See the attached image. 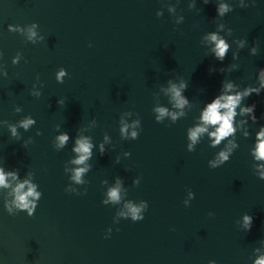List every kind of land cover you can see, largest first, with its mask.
<instances>
[{
  "label": "water",
  "instance_id": "1",
  "mask_svg": "<svg viewBox=\"0 0 264 264\" xmlns=\"http://www.w3.org/2000/svg\"><path fill=\"white\" fill-rule=\"evenodd\" d=\"M162 2L168 0H0V64L9 73L0 79V120L16 122L28 114L37 120L30 132L21 129L25 139H34L27 149L0 129V162L21 175L33 171L43 192L33 217L8 215L3 208L7 193L0 192V264H208L211 259L252 264L253 249L264 239V181L253 174L250 156L254 132L252 139L239 138L240 147L228 163L210 169L208 161L219 149L209 148L205 140L194 153L187 152L186 130L226 76L247 85L264 68V0L224 18L233 29L230 39L244 37L249 47L259 40L261 46L257 56L241 50L240 68L231 74L209 73L212 66L233 63L231 51L223 64L204 55L201 37L216 27L214 0L208 5L197 0L200 13L181 0L177 11L185 21L179 26L166 9L162 18L156 17ZM31 23L39 24L44 42L26 43L8 31L10 24ZM17 52L27 62L14 66ZM61 67L69 73L63 84L55 79ZM37 75L44 85L39 99L30 95ZM171 77L188 80L185 95L194 105L176 124H159L152 108L170 107L160 88ZM61 98L66 99L63 107L57 104ZM253 102L259 118L264 94H254L245 104ZM16 105L24 111L15 114ZM125 111L139 113L143 130L138 140L120 139L118 121ZM92 118L97 126L90 125ZM57 124L73 137L82 126L96 142L106 132L112 137L115 151L102 157L95 153L85 178L89 183L80 189L86 195L65 191L64 166L73 167L68 161L74 154L71 144L61 152L53 149ZM37 129L43 135L36 136ZM123 151H130L131 158L116 164ZM116 176L125 181L126 199L148 201L144 221L113 223L116 208L102 200ZM137 177L142 180L135 187ZM105 179L108 184L101 183ZM189 189L196 198L185 208ZM244 213L254 217L248 233L236 224ZM109 227L113 232L105 239Z\"/></svg>",
  "mask_w": 264,
  "mask_h": 264
},
{
  "label": "clouds",
  "instance_id": "2",
  "mask_svg": "<svg viewBox=\"0 0 264 264\" xmlns=\"http://www.w3.org/2000/svg\"><path fill=\"white\" fill-rule=\"evenodd\" d=\"M204 5H208L213 0H201ZM216 4V17L213 18V23L216 25L214 31L205 32L201 41L206 48L205 56H212L220 64H223L231 51L232 61L227 67L217 69L212 66L209 68V73L219 72L220 74H231L240 68V51L248 48L250 56L260 54V41L256 40L249 47L248 40L244 37L230 39L233 37V29L224 22V18L233 13L236 8L248 9L256 6V0H214ZM181 0H168L162 2V8L157 10L156 17L162 18L164 10L172 17L175 25L179 26L184 23L185 16L178 12V6ZM188 9L200 13L201 9L197 7V0H188ZM38 23L29 25H8V31L20 34L26 43L33 45L44 42L45 36L39 31ZM92 47V44H89ZM165 48L167 45L164 46ZM3 59V52L0 51V60ZM22 60H25L21 52H17L12 58V65H19ZM25 62H27L25 60ZM68 71L61 67L55 73L57 83L63 84L65 78L68 77ZM9 76L7 67L0 64V79H7ZM253 83L245 85L241 80L237 83L227 76L221 82L217 94L209 101L203 102L199 108V113L195 117L192 126L186 130V150L189 153H194L197 146L203 141H207L208 147L211 149H219L212 159L208 161L210 169H218L228 163L231 157L239 149V138L245 140L253 138V143L250 147V156L252 158L253 174L261 181H264V124H259L260 119H264V113L258 118L256 115L257 103L245 104L254 94L262 96L264 94V68L256 71ZM44 85L40 81V76H36V83H33L30 95L39 99L42 96ZM189 87V82L185 78L176 80L174 77L167 79L160 90L168 97L169 106H155L152 108L155 121L159 124H164L169 121L171 124H176L181 119L188 116L193 108V101L185 95ZM66 99L57 100V104L61 107L65 105ZM15 114H20L24 110L21 106L16 105L13 109ZM135 115V119H130ZM90 125L97 126V120L92 118ZM119 135L122 141L138 140L142 132V120L139 113L133 111L122 112L119 116ZM37 124V120L31 115H24L16 122L8 120H0V129H7L10 138L14 141H22V147L25 149L34 143L32 136L24 138L21 129L24 133L30 132ZM259 124L258 129H253L252 125ZM87 128L79 127L73 137L68 131L64 130L61 125L55 126L57 133L52 139V147L56 152H61L71 144V152L74 154L68 161V164L73 167L64 166V173L68 177L69 183L65 191L69 194L77 196L86 195L87 191L81 192V187L89 182L85 179L92 171V161L95 153L98 151L102 157L107 152L115 151V145L112 137L106 132L101 141L96 142L91 135L85 134ZM36 136H41L43 133L37 129ZM130 151H123L122 155H116L115 163L120 164L122 159L131 158ZM130 170V169H126ZM142 177H137L133 180V186L138 187ZM102 184H108V181L102 180ZM124 179L120 176L114 178V184L107 188L104 194L102 203L104 206L116 208V213L113 218L114 224H119L121 220H131L133 223L142 222L145 219V213L149 209V203L146 200H140L138 203L126 199L127 192L124 187ZM0 192H6L7 195L3 201V208L10 216H16L19 213H26L28 217H33L39 206V202L43 197V192L40 190V185L35 182V173L27 171L24 175L18 168L8 169L0 162ZM196 195L190 189L187 190V195L183 200L185 208L191 207V203L195 200ZM209 217H214V213L209 212ZM254 217L248 213H244L236 224L239 229L248 233L252 230ZM118 230V229H117ZM113 229L109 227L105 233V239H109ZM258 246L253 249L251 257L252 264H264V239L257 241ZM208 264H217V261L211 259Z\"/></svg>",
  "mask_w": 264,
  "mask_h": 264
}]
</instances>
